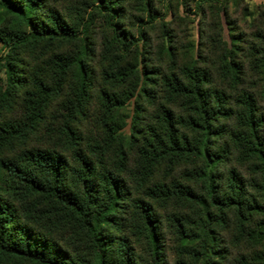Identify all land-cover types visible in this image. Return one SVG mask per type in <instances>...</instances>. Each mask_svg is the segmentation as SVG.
<instances>
[{
    "label": "trees",
    "instance_id": "trees-1",
    "mask_svg": "<svg viewBox=\"0 0 264 264\" xmlns=\"http://www.w3.org/2000/svg\"><path fill=\"white\" fill-rule=\"evenodd\" d=\"M92 3L111 32L98 50L101 65L109 66L102 81L126 91L118 97L101 90L104 145L88 152L79 148L75 123L94 87V15L77 28L46 0H0V13L12 19L9 25L0 23V44L6 49L0 56V264H168L156 205L167 208L174 203L201 206L207 220L194 231L184 218H172L180 243L178 264H220L213 261L223 251L213 227L229 214L240 235L258 220L245 237L263 244L264 47H254L257 82L251 87L232 51L223 55L218 88L213 87V75L196 61L180 76L164 77L165 98L184 116L159 104L158 127L142 132L134 126L143 140L136 169L129 172L124 146L120 144L112 157L109 150L118 143L121 125L116 111L125 101L137 96L151 106L157 104L158 81L149 77L153 70L145 66L140 74L138 69L139 46L143 43L146 50L150 42L142 29L136 36L123 26V0ZM60 41L81 45L75 54H54L42 68L23 56L31 48L49 52ZM132 55L133 63L124 65ZM66 95L54 121L60 135L57 144L23 147L44 128L53 101ZM136 111L133 123L142 109ZM228 120L236 122L230 145L238 154L237 167L221 175L219 169L230 160L229 149L216 144L227 132L222 122ZM18 146L22 149L11 156ZM186 164L193 166L185 171L187 179L204 184L206 199L176 180L152 183L162 167L173 172Z\"/></svg>",
    "mask_w": 264,
    "mask_h": 264
},
{
    "label": "rangeland",
    "instance_id": "rangeland-1",
    "mask_svg": "<svg viewBox=\"0 0 264 264\" xmlns=\"http://www.w3.org/2000/svg\"><path fill=\"white\" fill-rule=\"evenodd\" d=\"M46 2L49 7L61 14L69 25L77 28L82 27V24L90 19V14L94 15L95 27L93 29L92 50L100 51L103 39L111 38V32L106 28L104 18L93 6L92 0H46ZM86 3H89V9L87 10ZM123 3L126 15L122 24L125 29L136 36H138V31L142 29L150 42L149 48H146V50L143 48V43L140 44L138 49L140 74L144 67L148 66L149 70H153V72H150L149 77L158 81L157 86H155L157 104L151 106L145 99L135 96L125 101L120 109L116 111L121 130L117 133L118 143L109 150L110 157L122 144L128 153L129 172H134L138 161L139 148L142 146V132L147 131L149 127L159 126L157 119L158 105L165 104L174 111L177 117L184 116V112L179 107L169 104V101L165 98V94L161 89L164 77L180 76L183 68L196 61L199 67L208 70L213 75V87L218 88L221 86L218 72L222 66L223 55H226V51H232L234 61L240 64L242 68L247 86L251 87L253 83L257 82L255 67L257 63L253 62V58L254 47L259 49L264 47V0H123ZM149 10L151 11L149 15L153 18L151 23L149 22V15L146 14ZM0 23L9 25L12 23V19L0 13ZM80 30L82 31V28H79ZM80 45V42L60 41L49 52L35 51L31 48L23 56L26 57L28 62H33L36 67L42 68L45 61H48L54 54H75L78 52ZM99 51L92 64L94 87L83 114L75 123V128L78 130L79 148L88 152L94 148L98 150L97 147L104 145L105 133L101 123L102 109L99 100L101 90L105 88L118 97L123 96L126 91L123 88L113 87L112 84L105 85L103 83V71L109 69V66L106 63L103 66L101 65ZM5 54L6 49L0 44V56ZM130 63H133V55L124 65ZM68 85L69 83L67 87ZM66 98H68L67 95L60 96L53 101L44 128L39 134L32 136L23 147L45 149L54 147L57 144L60 135L58 125H55L54 121L56 117H60ZM139 107L142 109V113L140 112L139 120L133 123L137 114L136 110ZM222 125L226 127L227 132L217 140L216 145L220 148L227 147L229 149L228 157L230 160L225 162L224 167L219 169L218 172L224 175L228 169L234 165L236 166L235 161L238 154L230 145L231 133L236 129L235 120L224 121ZM134 126L139 127L142 132L136 134L138 128ZM133 139L139 140L132 142ZM21 149L22 146H18L16 153L11 152L10 155H16ZM260 161L264 165V160L261 157ZM187 169H193L192 164L182 165L173 172H166L165 168L162 167L155 174L152 183L166 182L171 184L176 180L191 187L197 194L206 199L204 184L189 181L185 175ZM238 169L242 173H246L244 168L240 167ZM126 176L129 177V175ZM218 183L222 188L223 182L219 181ZM156 211L160 216L165 235L167 262L168 264H178L181 257V254L177 252L180 243L177 240L172 218H184L182 220L187 228L195 231L196 228H199L200 222L207 224L204 210L201 206L192 203H174L167 208L156 205ZM214 213L215 216H218L216 212ZM254 221L246 227L241 235L236 231L233 214H229L221 225L215 222L213 229L216 231L219 240V249L223 251L222 256L218 259L215 258L213 261L220 264H264L263 259H261V254L264 252V243L257 245L252 243L248 237H245L259 222L258 220ZM184 259L189 260L186 255ZM5 264L18 263L9 262Z\"/></svg>",
    "mask_w": 264,
    "mask_h": 264
}]
</instances>
